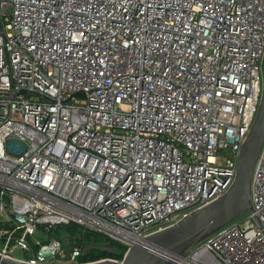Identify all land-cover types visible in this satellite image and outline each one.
I'll return each instance as SVG.
<instances>
[{"label":"built area","instance_id":"built-area-1","mask_svg":"<svg viewBox=\"0 0 264 264\" xmlns=\"http://www.w3.org/2000/svg\"><path fill=\"white\" fill-rule=\"evenodd\" d=\"M263 55L264 0H0V256L87 264L95 233L121 262L221 197ZM251 201L173 263L264 264V143Z\"/></svg>","mask_w":264,"mask_h":264},{"label":"water","instance_id":"water-1","mask_svg":"<svg viewBox=\"0 0 264 264\" xmlns=\"http://www.w3.org/2000/svg\"><path fill=\"white\" fill-rule=\"evenodd\" d=\"M262 92L259 107L238 155L236 176L229 189L219 198L190 213L177 224L153 232L143 238L141 245H133L121 262L101 260L87 264H174L173 257L184 256L191 248L230 222L252 210L251 181L264 143V55L261 63ZM20 91L19 94H28ZM73 96L81 97L82 92ZM68 251L79 246L73 237L63 238ZM96 245V237L85 250ZM105 251H113L109 243L102 244ZM114 252H116L114 250ZM120 253V252H118ZM0 264H24L0 256Z\"/></svg>","mask_w":264,"mask_h":264},{"label":"trees","instance_id":"trees-1","mask_svg":"<svg viewBox=\"0 0 264 264\" xmlns=\"http://www.w3.org/2000/svg\"><path fill=\"white\" fill-rule=\"evenodd\" d=\"M64 230H65V234L68 236H76L77 234V229L75 226H69ZM93 237H96V245L79 258L81 262H92L104 258L121 259L124 248L120 244L108 239L107 237H104L103 235L95 234V233L86 234L84 236V239H86L87 242H91V239ZM104 243H109L113 251L110 252L105 251L102 248V244ZM114 250L116 252H114Z\"/></svg>","mask_w":264,"mask_h":264},{"label":"rangeland","instance_id":"rangeland-1","mask_svg":"<svg viewBox=\"0 0 264 264\" xmlns=\"http://www.w3.org/2000/svg\"><path fill=\"white\" fill-rule=\"evenodd\" d=\"M0 246H1V243H0ZM13 254L16 255V256H21V251L17 249V250L14 251Z\"/></svg>","mask_w":264,"mask_h":264}]
</instances>
